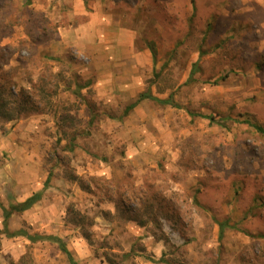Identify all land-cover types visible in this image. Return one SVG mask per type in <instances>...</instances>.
I'll return each mask as SVG.
<instances>
[{
  "label": "rangeland",
  "instance_id": "1",
  "mask_svg": "<svg viewBox=\"0 0 264 264\" xmlns=\"http://www.w3.org/2000/svg\"><path fill=\"white\" fill-rule=\"evenodd\" d=\"M42 1L0 0L3 69L30 100L16 102L24 108L16 121L0 122L1 204L22 202L50 174L43 201L12 216L10 230L61 238L77 264H264V28L230 25L231 1L173 0L165 24L142 0L149 8L135 10L133 39L140 63L111 65L127 86L100 95L79 88L100 74L82 76L89 61L56 43L61 24ZM147 91L177 107L141 101L126 135L118 123L134 108L123 111ZM38 113L41 137L18 130L11 138ZM26 142L42 160L29 173L20 167ZM0 264L69 262L55 243L0 236Z\"/></svg>",
  "mask_w": 264,
  "mask_h": 264
},
{
  "label": "crops",
  "instance_id": "2",
  "mask_svg": "<svg viewBox=\"0 0 264 264\" xmlns=\"http://www.w3.org/2000/svg\"><path fill=\"white\" fill-rule=\"evenodd\" d=\"M226 1L229 3L233 0ZM150 2L149 6L153 9L155 16L159 8L164 23L171 22L173 0H150ZM231 2L229 3L230 5L225 4L226 13L224 14L228 16L230 25H237L239 23L249 30L253 27L256 29L260 27L264 28V0H238L239 6L237 7H234ZM146 6L149 8L146 1L142 0H43L38 8L43 12L49 9L56 11V13L53 12L51 14V19L59 21L61 24L58 27V33L55 38L56 43L60 45L61 49L73 47L79 50V56L89 61V64L82 70V76L93 72H98L100 76L91 84L86 82L81 85V89L85 92L90 88H94L101 95L104 94L103 92H99L101 89L110 86H127L126 81L118 83L117 77L110 74L112 71L111 65L116 66V63H118L123 71L127 64L133 69L140 63L142 53L133 49V39L138 33V29L134 25L136 23L139 24L135 21V10ZM146 21L151 22L149 19ZM126 24H129V26H125ZM25 36L22 35L20 37L21 40L25 39ZM123 40L128 41L129 46H125L123 42L121 43ZM120 50L123 53L122 57L119 56ZM58 51V47L53 48L51 56H56ZM105 72L109 73L107 77L103 75ZM22 86H25L24 88L26 89H31V85L28 83ZM141 104L142 102L137 104V106ZM134 112H136L135 108L123 119L122 123H118L119 129L124 131L126 135L132 134L135 129V125L132 124L135 120ZM42 117L43 115L38 113L36 116H30L20 121L12 128L11 138L14 139L16 137L15 135L18 133V130L20 132L25 130L27 134L36 131L37 135L40 136L39 130L41 127H44L42 123L40 124ZM54 129L59 133L58 127ZM24 138L26 137L24 136ZM10 144H12L11 149L18 147V144ZM20 145L23 147L21 149L24 152L20 167L22 170H25V173H29L30 169L34 168L37 164H41L42 160L33 153L34 149L29 148L27 142ZM128 149H131V147H128ZM128 158H131V156L122 160L130 163ZM36 167L38 168V166ZM31 181L24 182V189H29ZM137 184V181H135L134 185L136 186ZM41 187V189L39 187L32 189V192L26 198L34 193L42 192L40 200L35 204L43 201V191L46 188H44V184H41ZM3 206L6 207L5 205Z\"/></svg>",
  "mask_w": 264,
  "mask_h": 264
},
{
  "label": "trees",
  "instance_id": "3",
  "mask_svg": "<svg viewBox=\"0 0 264 264\" xmlns=\"http://www.w3.org/2000/svg\"><path fill=\"white\" fill-rule=\"evenodd\" d=\"M8 36V35H6ZM6 37L0 38V44L2 39ZM6 48V46L4 47ZM149 50L151 53V57L153 62H155L156 59V51L153 46V44L149 45ZM2 49H0L1 51ZM7 63L4 62V59L2 57V54L0 52V122L4 123H10L13 121H16L21 115L24 114V108L16 106V102L22 103V104H28L30 100L28 99V95H26L25 89L21 88L18 92L13 91L14 82L12 81L11 76H9L8 72L5 71L3 68ZM193 75V70L190 72L189 78ZM43 85V83L40 81V85ZM79 88H82L80 86ZM152 100L158 104L161 105H170L172 107H177V105L172 101L171 97H168L167 99H158L151 95L149 91L140 93L136 100L127 105L123 111L124 116H126L137 104H139L143 100ZM211 118V117H209ZM256 129L259 132H262V130L258 127ZM70 149H72V146H70ZM50 174H48L45 182H44V188H46L48 182H49ZM73 179H76V177H73ZM42 192L34 193L30 197L26 198L22 202L18 204H11L8 207H4L0 202V210H1V217H2V229H0V236H4L5 238H16V237H23L26 238L29 242L35 243L37 241H49L52 243H55L58 247V249L66 256L69 264H77L76 261L73 259L71 252L66 247V244L63 242V240L57 236L53 235H30L23 229L18 230H10L9 228V222L11 217L14 214H21L22 212L30 209L36 202H38L41 198ZM225 225L220 223L218 224L219 228V236L221 237ZM82 234H86L82 232ZM126 257L128 255H125Z\"/></svg>",
  "mask_w": 264,
  "mask_h": 264
}]
</instances>
